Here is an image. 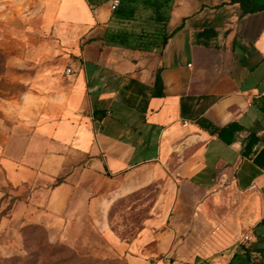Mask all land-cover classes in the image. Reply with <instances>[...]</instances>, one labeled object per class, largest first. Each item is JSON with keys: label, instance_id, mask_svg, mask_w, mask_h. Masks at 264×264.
Returning <instances> with one entry per match:
<instances>
[{"label": "crops", "instance_id": "1", "mask_svg": "<svg viewBox=\"0 0 264 264\" xmlns=\"http://www.w3.org/2000/svg\"><path fill=\"white\" fill-rule=\"evenodd\" d=\"M120 1L11 0L0 252L34 225L129 264H264V0ZM148 191L123 241L114 206Z\"/></svg>", "mask_w": 264, "mask_h": 264}, {"label": "rangeland", "instance_id": "2", "mask_svg": "<svg viewBox=\"0 0 264 264\" xmlns=\"http://www.w3.org/2000/svg\"><path fill=\"white\" fill-rule=\"evenodd\" d=\"M14 9L11 0H0V97H7L16 91L11 85L9 59L16 49L15 30L9 25L14 21ZM14 188L0 186V192L9 194ZM142 202H118L113 209L111 219L117 235L126 242L131 241L147 216L152 204L153 193L146 192ZM12 201V200H11ZM143 206L137 213L135 207ZM10 207V205H9ZM131 207V208H130ZM1 243V237H0ZM0 264H129L123 252L112 249L102 234L87 232L81 242L73 247L63 241L55 240L43 227H27L20 233L19 249L16 253L2 254Z\"/></svg>", "mask_w": 264, "mask_h": 264}, {"label": "trees", "instance_id": "3", "mask_svg": "<svg viewBox=\"0 0 264 264\" xmlns=\"http://www.w3.org/2000/svg\"><path fill=\"white\" fill-rule=\"evenodd\" d=\"M238 127L237 126H235V125H229V126H227L226 128H224V129H222V130H220V134H222L223 133V131H227V132H231V133H233L236 129H237ZM230 139H232V138H229L228 140H230ZM258 141H259V138L256 136V135H252V136H250V138H249V140H248V143H247V145H246V150H245V153L246 154H251L252 152H253V148H254V146L258 143ZM29 227H40V226H29ZM27 228V227H26ZM252 264H258V263H256V262H254V263H252Z\"/></svg>", "mask_w": 264, "mask_h": 264}, {"label": "built area", "instance_id": "4", "mask_svg": "<svg viewBox=\"0 0 264 264\" xmlns=\"http://www.w3.org/2000/svg\"><path fill=\"white\" fill-rule=\"evenodd\" d=\"M120 3H121L120 0H112L111 8L113 10H116L119 7ZM67 72L70 73L71 69H67ZM185 124L187 125L188 122L186 121ZM249 240H250V236L246 234V235L243 236L242 242H247Z\"/></svg>", "mask_w": 264, "mask_h": 264}]
</instances>
